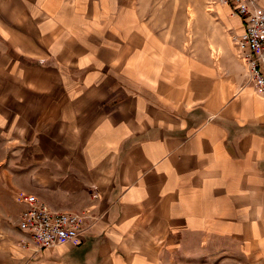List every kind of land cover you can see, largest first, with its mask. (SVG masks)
<instances>
[{"label": "crops", "instance_id": "0c3cea01", "mask_svg": "<svg viewBox=\"0 0 264 264\" xmlns=\"http://www.w3.org/2000/svg\"><path fill=\"white\" fill-rule=\"evenodd\" d=\"M211 13L218 63L132 0H0V264H264V95ZM20 193L84 232L38 248Z\"/></svg>", "mask_w": 264, "mask_h": 264}, {"label": "built area", "instance_id": "2783aa9c", "mask_svg": "<svg viewBox=\"0 0 264 264\" xmlns=\"http://www.w3.org/2000/svg\"><path fill=\"white\" fill-rule=\"evenodd\" d=\"M213 5L230 7L232 15L241 20L243 33L236 42L238 58L246 71V82L263 96L264 7L260 0H216ZM16 199L25 205L19 227L40 249L75 242L84 232V217L79 214L53 210L34 195L20 193Z\"/></svg>", "mask_w": 264, "mask_h": 264}, {"label": "rangeland", "instance_id": "374dc122", "mask_svg": "<svg viewBox=\"0 0 264 264\" xmlns=\"http://www.w3.org/2000/svg\"><path fill=\"white\" fill-rule=\"evenodd\" d=\"M136 10L144 15V20L161 36L183 48L190 56L211 59L218 63L223 49L219 45L224 30L215 21L211 12L216 0H132ZM212 14V16H211ZM228 31V40L238 41V37ZM219 33V34H218ZM232 44V43H231ZM233 45V44H232ZM211 46L220 52L219 60L212 59ZM218 247L220 244H217ZM234 253V251H233ZM218 257V255H217ZM216 257V258H217ZM187 260V259H186ZM218 263L229 258H217ZM236 257L232 256L235 262ZM208 264V261L205 263Z\"/></svg>", "mask_w": 264, "mask_h": 264}, {"label": "bare ground", "instance_id": "6f19581e", "mask_svg": "<svg viewBox=\"0 0 264 264\" xmlns=\"http://www.w3.org/2000/svg\"><path fill=\"white\" fill-rule=\"evenodd\" d=\"M212 52H213V58H215L217 56V52L213 48H212Z\"/></svg>", "mask_w": 264, "mask_h": 264}]
</instances>
